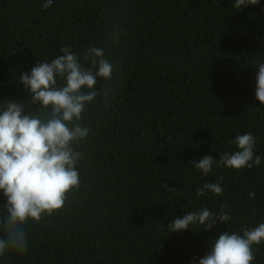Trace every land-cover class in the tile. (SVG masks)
I'll use <instances>...</instances> for the list:
<instances>
[{
  "label": "trees",
  "instance_id": "trees-1",
  "mask_svg": "<svg viewBox=\"0 0 264 264\" xmlns=\"http://www.w3.org/2000/svg\"><path fill=\"white\" fill-rule=\"evenodd\" d=\"M45 2L0 0V108L11 99L26 114L22 72L61 46L83 61L106 35L120 38V67L107 82L115 98L107 109L99 97L86 106L80 189L52 216L29 221L26 252L6 251L0 264H199L219 234L264 222V105L255 96L264 0L240 10L235 0H53L43 9ZM249 132L259 166L214 163L204 174L190 163L208 154L218 162ZM221 177L222 194L197 196ZM5 203L0 190V215ZM222 205L227 223L169 232L175 217ZM253 253L252 264H264V242Z\"/></svg>",
  "mask_w": 264,
  "mask_h": 264
},
{
  "label": "clouds",
  "instance_id": "clouds-1",
  "mask_svg": "<svg viewBox=\"0 0 264 264\" xmlns=\"http://www.w3.org/2000/svg\"><path fill=\"white\" fill-rule=\"evenodd\" d=\"M52 3L46 0L42 8L48 9ZM258 4L259 0H235L234 7L240 10ZM119 42L120 38L106 35L100 46L84 50L83 61L70 46H61V54L50 62L36 63L30 73H21L20 83L30 93L27 113L23 102L11 99L0 108V190L6 197L5 214L0 215V256L9 250L24 254L29 221L52 216L64 207L71 193L80 189L78 165L83 153L78 149L90 133L81 121L86 106L97 97L106 109L115 98L107 82L114 80L120 67L116 51ZM98 81L105 82L99 89ZM255 96L264 105V63L258 66ZM255 142L250 132L237 135L231 141L237 150L222 153L218 162L208 154L190 163L204 174L214 163L218 167L251 169L261 163V157L254 154ZM222 179L203 184L197 196L207 191L222 194ZM248 195L253 198L255 193L250 191ZM225 207L222 205L219 213L203 208L177 216L168 223L169 232L185 231L193 225L210 230L217 221L227 223L231 217ZM242 229V235L225 231L214 238L199 264H252L253 245L264 242V222Z\"/></svg>",
  "mask_w": 264,
  "mask_h": 264
}]
</instances>
